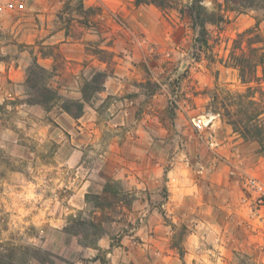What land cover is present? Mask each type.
Instances as JSON below:
<instances>
[{"label": "rangeland", "instance_id": "1", "mask_svg": "<svg viewBox=\"0 0 264 264\" xmlns=\"http://www.w3.org/2000/svg\"><path fill=\"white\" fill-rule=\"evenodd\" d=\"M253 1L205 0L223 21L202 36L192 0H0L6 264H264V152L240 134L264 110ZM42 87L59 99L26 105Z\"/></svg>", "mask_w": 264, "mask_h": 264}, {"label": "trees", "instance_id": "2", "mask_svg": "<svg viewBox=\"0 0 264 264\" xmlns=\"http://www.w3.org/2000/svg\"><path fill=\"white\" fill-rule=\"evenodd\" d=\"M205 0H192L189 9H188V14L190 17V20L193 24L194 29H199V35L206 36L208 33L206 31V25L207 24H216L218 22H222L223 18L220 15H215L214 13H209L206 8L203 6V2ZM228 2V0H225ZM251 3L249 4H254L253 0H250ZM261 3L264 4V0H259ZM154 3L158 4L157 1H154ZM255 5V4H254ZM254 5H249V6H254ZM158 6H161V3L158 4ZM256 6V5H255ZM257 29V26L255 27ZM258 36V35H257ZM240 38V36H239ZM203 44H205V41H203ZM234 60L237 62L235 66L238 67L239 70V75L240 79L243 83H249L252 82V79H249V73H247L245 65H243V61H239L237 57H234ZM264 65V57H260L252 66L251 69L255 70L258 66ZM250 68V66H249ZM41 70V69H40ZM43 71V70H42ZM252 72V70H251ZM254 74H250V76ZM30 79L29 77L26 80V84L29 85ZM95 83V82H94ZM89 86V85H88ZM32 87V86H31ZM83 95V101L86 100L85 94L82 92ZM59 96L54 93L52 90L45 89L42 87V92H40L38 95L34 96L33 98L28 99L25 104L26 105H40V106H48L51 102L58 100ZM65 105L62 107V109L72 116L73 118L79 117L82 112H83V102L81 101H65ZM71 106H76L79 110V114L74 115L71 113L70 107ZM5 107L3 105H0V112L7 114L5 111ZM264 114V110L261 111L255 121L250 124L246 125V127L243 129V131L240 133L244 139H250L255 141L259 145V152L263 153L264 152V120L260 119V116ZM98 208V207H96ZM74 223H78L76 219L73 220ZM101 235L97 236L100 237ZM2 250H5V252H9L10 249H5L3 248ZM4 259H7L4 254H2V251H0V264H6V261ZM9 264H12V259H8Z\"/></svg>", "mask_w": 264, "mask_h": 264}, {"label": "built area", "instance_id": "3", "mask_svg": "<svg viewBox=\"0 0 264 264\" xmlns=\"http://www.w3.org/2000/svg\"><path fill=\"white\" fill-rule=\"evenodd\" d=\"M213 118L215 117H203V118H199V119H195L193 120V125L197 130H201L203 127H207L213 120ZM249 187L253 188V189H257L259 192H261L262 196L264 197V190L259 187L254 181H250L249 182Z\"/></svg>", "mask_w": 264, "mask_h": 264}]
</instances>
